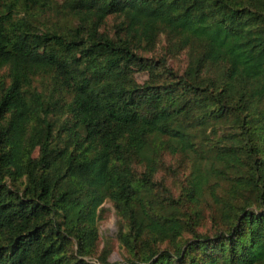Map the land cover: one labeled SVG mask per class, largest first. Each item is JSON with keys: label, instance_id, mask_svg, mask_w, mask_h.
<instances>
[{"label": "trees", "instance_id": "16d2710c", "mask_svg": "<svg viewBox=\"0 0 264 264\" xmlns=\"http://www.w3.org/2000/svg\"><path fill=\"white\" fill-rule=\"evenodd\" d=\"M0 3V264H97L106 198L120 264H264V0ZM161 32L181 71L140 53ZM166 153L189 160L178 193Z\"/></svg>", "mask_w": 264, "mask_h": 264}, {"label": "rangeland", "instance_id": "374dc122", "mask_svg": "<svg viewBox=\"0 0 264 264\" xmlns=\"http://www.w3.org/2000/svg\"><path fill=\"white\" fill-rule=\"evenodd\" d=\"M53 6H59L64 2V0H51ZM3 10L2 4L0 3V11ZM35 10V9H32ZM38 11V10H35ZM41 15V16H39ZM37 18L34 23L39 25L41 28L49 26L52 22L59 19V15L55 8H47L46 6L41 8V11H38ZM35 16V17H37ZM63 20V19H62ZM121 17L109 15L103 22L101 29L107 30L110 33L114 30V25L119 23ZM65 22V21H64ZM170 37V36H169ZM141 54L144 56L152 57L157 59L164 57L166 64L170 67L172 66L175 69L182 70L185 65V53L184 50L179 52L172 47V42L169 40L165 32L159 33L157 37V43L153 50H144L142 49ZM7 65L0 67V77L6 82L9 81L7 76ZM134 79L142 83L145 78H147V73L144 71H133ZM50 76L49 74L37 75L32 80V85L38 89L44 88L46 84H49ZM70 94L66 95L65 99H69ZM189 171V160L182 155H163V165L160 166L156 177L158 179H163V181L175 192L178 193L180 190L181 182L183 178ZM225 183H222L218 187V192L222 193V187ZM223 194V193H222ZM207 198V195H205ZM210 198V197H209ZM206 201V200H204ZM210 204V205H208ZM215 206L209 202V200L204 204V213L205 218H203L202 223L198 226V230L206 231L209 226V219L207 218V213L213 211ZM216 209V208H215ZM219 210V208L217 209ZM125 224V221L121 213L115 208L111 199L106 198L99 206V218L97 220L98 227V238L96 247L92 253L85 255L83 258L87 261L96 262L97 264H120L123 261L127 252L120 243L117 233L122 225ZM187 235V234H186ZM68 253H74L73 249H70ZM105 257V263L100 260V258Z\"/></svg>", "mask_w": 264, "mask_h": 264}]
</instances>
